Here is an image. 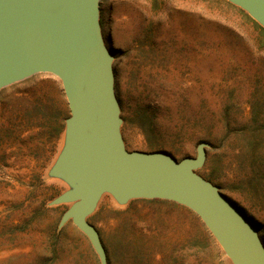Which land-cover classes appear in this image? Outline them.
I'll list each match as a JSON object with an SVG mask.
<instances>
[{"label":"rangeland","instance_id":"rangeland-1","mask_svg":"<svg viewBox=\"0 0 264 264\" xmlns=\"http://www.w3.org/2000/svg\"><path fill=\"white\" fill-rule=\"evenodd\" d=\"M127 150L177 161L206 143L196 172L255 228L264 246V32L226 0H100ZM60 80L37 73L0 89V264H100L69 220L70 188L49 175L64 147ZM160 199L99 198L86 220L107 264H231L195 213ZM193 213L195 221L190 213Z\"/></svg>","mask_w":264,"mask_h":264},{"label":"water","instance_id":"water-1","mask_svg":"<svg viewBox=\"0 0 264 264\" xmlns=\"http://www.w3.org/2000/svg\"><path fill=\"white\" fill-rule=\"evenodd\" d=\"M100 0H0V89L37 73L56 76L69 117L62 151L49 175L70 188L49 205L72 203L61 215L88 239L100 264L105 249L86 218L104 193L118 204L161 199L185 206L202 221L231 264H264L255 228L196 171L206 143L179 161L164 152L127 150L114 95L112 56L99 25ZM264 28V0H226Z\"/></svg>","mask_w":264,"mask_h":264},{"label":"trees","instance_id":"trees-1","mask_svg":"<svg viewBox=\"0 0 264 264\" xmlns=\"http://www.w3.org/2000/svg\"><path fill=\"white\" fill-rule=\"evenodd\" d=\"M261 29H262V31L264 32V28H262L261 27ZM161 200V199H160ZM157 201L158 203H163V204H166V201ZM190 213V212H189ZM191 214V216H192V218L196 221L197 220V218H196V216L193 214V213H190Z\"/></svg>","mask_w":264,"mask_h":264}]
</instances>
